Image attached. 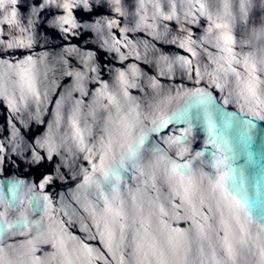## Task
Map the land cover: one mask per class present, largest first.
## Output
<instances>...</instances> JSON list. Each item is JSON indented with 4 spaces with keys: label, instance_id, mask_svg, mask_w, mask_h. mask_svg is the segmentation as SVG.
I'll return each mask as SVG.
<instances>
[{
    "label": "water",
    "instance_id": "1",
    "mask_svg": "<svg viewBox=\"0 0 264 264\" xmlns=\"http://www.w3.org/2000/svg\"><path fill=\"white\" fill-rule=\"evenodd\" d=\"M0 264H264V0H0Z\"/></svg>",
    "mask_w": 264,
    "mask_h": 264
}]
</instances>
